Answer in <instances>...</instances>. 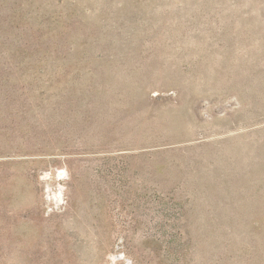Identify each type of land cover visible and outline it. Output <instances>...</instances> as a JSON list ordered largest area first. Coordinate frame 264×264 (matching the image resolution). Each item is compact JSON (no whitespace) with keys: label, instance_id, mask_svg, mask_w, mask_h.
<instances>
[{"label":"rangeland","instance_id":"374dc122","mask_svg":"<svg viewBox=\"0 0 264 264\" xmlns=\"http://www.w3.org/2000/svg\"><path fill=\"white\" fill-rule=\"evenodd\" d=\"M0 264H264V0H0Z\"/></svg>","mask_w":264,"mask_h":264}]
</instances>
